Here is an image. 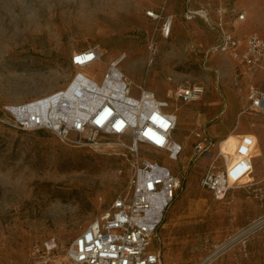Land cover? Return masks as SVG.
Masks as SVG:
<instances>
[{
    "label": "rangeland",
    "instance_id": "obj_1",
    "mask_svg": "<svg viewBox=\"0 0 264 264\" xmlns=\"http://www.w3.org/2000/svg\"><path fill=\"white\" fill-rule=\"evenodd\" d=\"M218 4L227 9L226 28L241 38H264V0H0V264H24L30 246L46 238L67 245L127 192L129 156L73 148L45 130H18L5 111L64 88L74 73L71 54L94 46L102 57L85 74L100 82L108 63L124 55L118 67L132 83L131 95L144 86L168 101V110L178 108L172 137L183 150L177 160L139 149L181 178L153 243L162 260L196 264L261 215L252 191L233 186L216 201L200 187L215 150L192 156L198 126L215 138L249 131L258 147L253 136L230 135L221 150L233 154L240 144L242 152L254 150L260 156L254 180L264 178V118L246 112L247 87L264 89V72H248L224 53L208 54L217 33L202 17L186 19L188 10L208 8L214 23ZM237 11L245 19L234 23ZM180 84H202L204 94L194 103L170 102L167 93ZM246 260L260 264L256 248H248Z\"/></svg>",
    "mask_w": 264,
    "mask_h": 264
},
{
    "label": "built area",
    "instance_id": "obj_2",
    "mask_svg": "<svg viewBox=\"0 0 264 264\" xmlns=\"http://www.w3.org/2000/svg\"><path fill=\"white\" fill-rule=\"evenodd\" d=\"M213 11L214 23L208 8L186 12L187 20L202 17L217 33L219 41L210 47L208 54L224 53L248 72H264V38L256 34L241 38L225 27L226 7L218 4ZM235 16L234 23L243 21L245 12L237 11ZM170 24L171 19L166 24V36ZM149 50L154 56L156 45L151 44ZM101 57L96 46L74 51L69 58L74 73L64 88L25 104L5 107L11 115L10 125L18 130H45L73 148L129 156L131 168L127 192L117 196L84 232L67 245L53 237L34 242L24 264H163L153 243L159 241L158 230L181 189V178L167 166L141 155L139 149L145 146L177 160L183 150L172 137L178 108L168 110L169 102L158 100L144 86H137L138 96L131 95L132 83L118 67L124 55L108 63L100 82L85 74ZM204 91L202 84H180L167 93V98L170 102L189 104L197 102ZM246 100V112L264 118V89L248 85ZM193 135V157L215 150L212 162L199 180L200 187L216 201L223 200L233 186L243 187L255 193L262 209L259 217L196 263L214 264L226 252L244 247L252 236L264 231V178L254 180V150L242 152L240 144L233 154L223 152L221 143L228 136L217 141L203 127H198ZM253 137L256 148L257 138ZM218 160L222 163L215 169Z\"/></svg>",
    "mask_w": 264,
    "mask_h": 264
},
{
    "label": "crops",
    "instance_id": "obj_3",
    "mask_svg": "<svg viewBox=\"0 0 264 264\" xmlns=\"http://www.w3.org/2000/svg\"><path fill=\"white\" fill-rule=\"evenodd\" d=\"M198 127H201V126H198ZM243 134H252L253 136L256 137V135H254L252 132H249V131L236 132L235 130H231V131L225 133L224 135L220 134L221 136L219 135L220 137H218V138H215L212 136L211 137L214 138L215 140L217 139L219 141V140H221V139H223L229 135H243ZM257 147H258V140H257ZM258 157H260V156H256V154H255V159L253 160L254 168H256V163H257ZM251 247L256 248V250L258 251V257L260 259L259 263L264 264V253H262V252H264V231L259 232L256 235L252 236L250 238V240H248L247 244L244 247L237 246V247H234L233 249H231L230 251L226 252L217 261H215L214 264H246L247 251H248V248L251 249ZM157 249L160 251L162 263L168 264L162 260V253H161L159 244H158Z\"/></svg>",
    "mask_w": 264,
    "mask_h": 264
},
{
    "label": "bare ground",
    "instance_id": "obj_4",
    "mask_svg": "<svg viewBox=\"0 0 264 264\" xmlns=\"http://www.w3.org/2000/svg\"><path fill=\"white\" fill-rule=\"evenodd\" d=\"M222 144V143H221Z\"/></svg>",
    "mask_w": 264,
    "mask_h": 264
}]
</instances>
